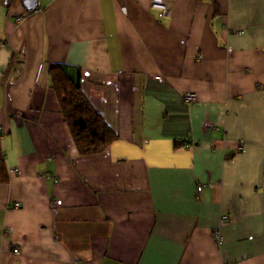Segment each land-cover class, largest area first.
I'll return each instance as SVG.
<instances>
[{
    "label": "crops",
    "instance_id": "crops-1",
    "mask_svg": "<svg viewBox=\"0 0 264 264\" xmlns=\"http://www.w3.org/2000/svg\"><path fill=\"white\" fill-rule=\"evenodd\" d=\"M165 1L0 0V264H264V0ZM55 63L105 151L77 148Z\"/></svg>",
    "mask_w": 264,
    "mask_h": 264
},
{
    "label": "trees",
    "instance_id": "trees-1",
    "mask_svg": "<svg viewBox=\"0 0 264 264\" xmlns=\"http://www.w3.org/2000/svg\"><path fill=\"white\" fill-rule=\"evenodd\" d=\"M49 68L52 87L57 92L62 112L71 127L80 153L94 154L105 151L110 144L117 140L118 135L87 100L81 90L80 82L73 78L69 67L55 63L51 64ZM8 181L5 154L2 151L0 140V184Z\"/></svg>",
    "mask_w": 264,
    "mask_h": 264
},
{
    "label": "built area",
    "instance_id": "built-area-1",
    "mask_svg": "<svg viewBox=\"0 0 264 264\" xmlns=\"http://www.w3.org/2000/svg\"><path fill=\"white\" fill-rule=\"evenodd\" d=\"M153 5L157 8L159 7L165 13H168V11H169L168 4H166L165 0H153ZM185 97L187 98V101L189 103H196L197 98H198V96H196V94L193 92L187 93ZM0 133H2V128H0ZM243 149H244V145H238V147H237L238 151L243 150ZM13 170L16 172H19L18 167H15ZM14 206L19 207L20 202H15ZM231 219H232L231 215L228 213H225L221 216V223H225L226 221H230ZM216 236L219 240L221 239L219 230L216 231ZM18 251H19V249L16 248L15 253Z\"/></svg>",
    "mask_w": 264,
    "mask_h": 264
},
{
    "label": "water",
    "instance_id": "water-1",
    "mask_svg": "<svg viewBox=\"0 0 264 264\" xmlns=\"http://www.w3.org/2000/svg\"><path fill=\"white\" fill-rule=\"evenodd\" d=\"M26 9H36L39 6V0H23Z\"/></svg>",
    "mask_w": 264,
    "mask_h": 264
}]
</instances>
